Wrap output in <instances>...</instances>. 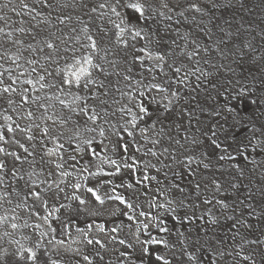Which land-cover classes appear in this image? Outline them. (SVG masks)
<instances>
[{
  "label": "snow or ice",
  "instance_id": "snow-or-ice-1",
  "mask_svg": "<svg viewBox=\"0 0 264 264\" xmlns=\"http://www.w3.org/2000/svg\"><path fill=\"white\" fill-rule=\"evenodd\" d=\"M232 7L0 2V264H63V253L104 264L109 244L123 246L115 264H264V233L251 238L264 221V121L239 111L264 107V28L218 12ZM249 56L259 79L229 80L218 107L200 102L217 89L210 77L234 72L216 59ZM108 202L127 225L99 222Z\"/></svg>",
  "mask_w": 264,
  "mask_h": 264
},
{
  "label": "rangeland",
  "instance_id": "rangeland-1",
  "mask_svg": "<svg viewBox=\"0 0 264 264\" xmlns=\"http://www.w3.org/2000/svg\"><path fill=\"white\" fill-rule=\"evenodd\" d=\"M0 2H3V0H0ZM218 2L227 3V0H225V1L224 0H218ZM231 2L234 5V7L229 8V9L218 10L219 14L222 15L224 19H226V20L230 19L232 17L233 12H235L237 18L239 16H241V15L244 16V18H245V27H247L249 22H251V23H253L255 25V31H259L261 28H264V0H243V2L245 3L246 8L248 9V12H243V11H239L238 10L239 9V3L237 2V0H231ZM13 19H15L14 16H13ZM260 54H261L260 52L256 53V55H260ZM250 56H251V54H250ZM250 56H249V58H246L245 63L242 66H238L236 63L232 62L231 58L229 60H223L222 58L221 59H216L215 62L217 64H221L222 63V64H225L226 66L230 64V66L234 69V72H227L224 69H221V71L219 73H216L213 77H210L212 82L217 84V89L216 90H213L210 87H208L207 85L202 84L203 87L201 85V88L208 87V91L207 92H204V91H200L199 92L198 99L200 100V102L202 104H204L205 106H207L209 108H212L211 107V102L214 101V99L212 100V98L211 99L207 98L209 93H210L211 97H214V94L219 95L218 93L224 92V90L226 88H230L231 87L228 84L229 80H232L233 82H235L236 80H240L241 82H246L245 84L251 83V78L250 77L251 76H256V73L259 70V67L253 65L250 62ZM249 73H251V75H249ZM248 76H250V77L248 78ZM245 78H247V79H245ZM257 79H259V78H257ZM226 95H227V93H225V96ZM220 96L223 98V100H225V97H223L222 95H220ZM207 102H209V103H207ZM223 102H225V101H223ZM223 102H219L220 105H221V103L223 104ZM220 111H223V110L220 109ZM249 115H251L253 119L257 118V116H256V114L254 112H251V114H249ZM197 116L201 120H205L207 123L214 122L212 119H210L207 116V113L201 115L199 112H197ZM222 119L223 118H221L219 120L221 123L224 122V120H222ZM263 119L261 121H264ZM228 124H231V122L228 121ZM154 186H155V183L153 182V187ZM175 195L177 197H179L178 193L175 194ZM143 199L145 200V197ZM258 222H259V228H258V230H256V232L253 233L252 237L258 235L259 233H264V221H259V220L257 221L255 219V224L254 225H256ZM222 223H224V222L222 221ZM217 231L219 232L220 229L218 228ZM200 234L202 235V233H200ZM209 234H211V233H209ZM117 235H119L121 238H123V236H124V234H122L120 232L117 233ZM196 235H197V232L194 231L192 233L193 239H195ZM170 240L172 242H175L176 237L173 235L170 238Z\"/></svg>",
  "mask_w": 264,
  "mask_h": 264
},
{
  "label": "bare ground",
  "instance_id": "bare-ground-1",
  "mask_svg": "<svg viewBox=\"0 0 264 264\" xmlns=\"http://www.w3.org/2000/svg\"><path fill=\"white\" fill-rule=\"evenodd\" d=\"M225 1V0H224ZM222 4H224V3H222ZM220 10H222V9H220ZM224 14V13H223ZM228 18V17H227ZM223 71V70H222ZM246 71V70H245ZM260 75H261V73H260V71L258 70L257 71V73H256V77L257 78H260ZM250 76H248V78H249ZM251 78V77H250ZM241 83H246V82H241ZM247 85V84H246ZM202 87H203V85H202ZM187 90H185V92H186ZM219 94V93H218ZM259 95V92L257 93V96ZM223 97H225V96H223ZM212 98V100L214 99V101H212L211 102V107H218L219 105H220V103L219 102H223V101H225V100H223V98L220 96V95H216V94H214V97H211ZM208 101V100H207ZM233 104H235L236 102L235 101H231ZM207 103H209V102H207ZM224 103V102H223ZM222 104V103H221ZM257 108V106H250L249 108H247V109H245V108H243V106H240V108H239V111L241 112V115L242 116H246V115H249V114H251V112H254L255 114H256V116L259 118V120L261 121L263 118H264V115H262L261 113H264V107H260V109H259V111H255V109ZM206 114V113H205ZM227 114L226 113H224L223 111H221V116L220 117H217L216 119H218V120H220L221 118H223L224 116H226ZM206 116V115H205ZM227 118H228V121L229 122H231V124L233 123V120H232V118H231V116L230 115H227ZM223 120V119H222ZM264 120V119H263ZM245 121V122H244ZM243 122H244V124H246L248 121H247V119H245ZM242 122V123H243ZM238 128L240 127L239 125L237 126ZM261 157H257V159H260ZM25 167H27V166H25ZM161 179L163 178L162 176L160 177ZM117 183H119V180H117L116 181ZM245 182H247V181H245ZM155 183V182H154ZM122 193H126V194H128L129 196H131L132 195V192H131V190H127V189H121L120 190ZM144 197L141 195L140 197H139V201L138 202H140L142 205H143V203H144V199H143ZM117 206H118V202H108V203H106L105 204V206H103V209H102V211H103V216H101V217H99L98 219H99V222H104L105 224H106V227L108 228V229H110L111 227H113V226H115V225H117V224H120L121 222H123V224H125V225H127V223H128V220H127V218L126 217H124V216H121L120 214H119V212H117L116 213V215L115 216H112V215H110V213H112V212H115L116 211V208H117ZM73 207H75V205H73ZM89 207L90 208H93V207H99L98 205H96L94 202L92 203V204H90L89 205ZM72 218H74V219H76V222H77V224H79L80 226H84V224L87 222V220L89 219L84 213H80L79 215H78V217H77V215H76V213L75 212H73L72 213ZM258 221V220H257ZM253 224H255V219H253L252 221H251ZM259 223V222H258ZM169 226L171 227V224H169ZM196 227H199L198 225L196 226ZM181 230H183V229H181ZM256 230H258V228L256 229ZM26 233L28 232V231H30V230H24ZM128 230H127V228L125 227L124 229H123V231H121L120 233H122V234H125L126 232H127ZM153 234H156L155 233V230H153ZM259 234H261V233H259ZM258 234V235H259ZM159 235H161V236H164V234H159ZM16 238H19L18 236L16 237ZM251 238H255V236L254 237H251ZM5 246H8L6 243H5ZM79 245H73V247H78ZM116 247H120V249L121 250H123V246H118V245H115V244H109L108 245V251L106 252V253H102L104 256H105V261H104V264H109V262H111V264H115V261H116V259H117V257H118V252H115L114 251V249L116 248ZM153 247H155V246H153ZM85 251L86 252H89V251H91V248L90 247H88V248H86L85 249ZM161 252L162 253H167V250L166 249H163V248H161ZM63 255V264H75V262H76V260H78V259H80V257H78V256H76L75 254H73V253H63L62 254ZM29 264H30V262H29ZM80 264H85V262H83L82 260H80Z\"/></svg>",
  "mask_w": 264,
  "mask_h": 264
}]
</instances>
